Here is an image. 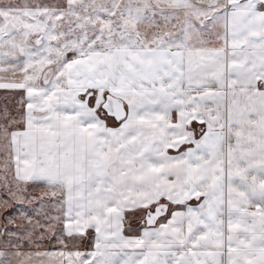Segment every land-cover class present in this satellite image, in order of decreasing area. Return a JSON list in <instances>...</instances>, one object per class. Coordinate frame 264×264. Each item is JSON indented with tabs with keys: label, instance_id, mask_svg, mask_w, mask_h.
<instances>
[{
	"label": "snow or ice",
	"instance_id": "6c2138e0",
	"mask_svg": "<svg viewBox=\"0 0 264 264\" xmlns=\"http://www.w3.org/2000/svg\"><path fill=\"white\" fill-rule=\"evenodd\" d=\"M0 264H264V0H0Z\"/></svg>",
	"mask_w": 264,
	"mask_h": 264
},
{
	"label": "rangeland",
	"instance_id": "374dc122",
	"mask_svg": "<svg viewBox=\"0 0 264 264\" xmlns=\"http://www.w3.org/2000/svg\"><path fill=\"white\" fill-rule=\"evenodd\" d=\"M26 207H28V206H26Z\"/></svg>",
	"mask_w": 264,
	"mask_h": 264
}]
</instances>
